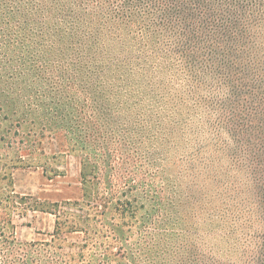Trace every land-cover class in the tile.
I'll list each match as a JSON object with an SVG mask.
<instances>
[{
  "label": "rangeland",
  "instance_id": "obj_1",
  "mask_svg": "<svg viewBox=\"0 0 264 264\" xmlns=\"http://www.w3.org/2000/svg\"><path fill=\"white\" fill-rule=\"evenodd\" d=\"M203 1L215 20L202 19L189 41L179 18L150 0H23L25 44L31 37L48 55L34 86L73 100L72 118L75 101L90 114L96 98L110 119L75 153V134L32 106L0 60V226L29 264H104L146 232L145 264H264V137L251 130L264 98V0H236L246 1L240 10ZM232 21L244 38L220 47L218 26ZM53 27L73 38L57 56L46 52ZM83 160L99 166L90 184ZM105 179L119 189L114 202L124 192L135 200V213L104 210Z\"/></svg>",
  "mask_w": 264,
  "mask_h": 264
},
{
  "label": "trees",
  "instance_id": "obj_2",
  "mask_svg": "<svg viewBox=\"0 0 264 264\" xmlns=\"http://www.w3.org/2000/svg\"><path fill=\"white\" fill-rule=\"evenodd\" d=\"M10 1L12 5H17L16 8L12 9L13 11L9 10L11 7L9 5V0H0V60L6 67H13L15 71L20 75L23 85L21 90L28 98L32 106H34L36 109L41 110L43 115H53L55 119L53 122L57 124V126H59L61 130L68 131L72 136H74L75 134V153H78L76 151V146L78 148L79 145L80 147L85 149L84 143L91 142L90 138L91 136H94V132L92 130H97L101 126L100 124L103 121V116L99 103L96 98L90 99L92 104L95 105V109L92 108V110L89 111L90 114H88V110L85 105L87 101H75V118H72L71 116L74 111L73 100H69L67 96H65V94L61 95L59 99H56L58 96L55 95L54 92L43 94V92L39 88L34 86V84L38 83V81L41 79V75L43 72V70L38 66V63H45L48 55L45 54V59L40 56V42H31V37L29 42L30 45L27 46L25 44L26 40L28 39L27 31L24 29L25 22H18L17 20L19 17L28 20L27 15L24 14L22 10L23 0ZM150 2L157 7H160L163 15L167 19L174 18L175 16L179 18V21H181L185 25V37L189 41L191 40V37L193 39L196 38L195 33L200 30V24L203 25L204 23L201 22L202 19H204L205 25H207L209 22L211 24L212 21L215 20L213 16L207 15L208 5H206V2H204L203 0H150ZM244 3H246V1L243 3L239 2L238 4L236 0H234V4L236 5V7H238L237 10H240L239 8L242 7L244 8ZM233 22L234 21L228 23L226 25V28L218 26V30L223 31L224 33L223 35H221V38H216L214 42L217 43L220 41V47H222L221 40L224 41V38H227L229 41H239L244 38L243 33L238 34L239 31L236 29V24H234ZM32 23H34V21H32ZM14 34L22 41V43L14 41ZM46 40L51 42V47L46 52H49V54H51L52 56H57L61 52L60 47L62 45L67 44V46L69 47L71 43H73V38L71 35H69L65 30L59 32L56 27H53L51 29V32L46 37ZM87 96L90 97V94L86 95V97ZM45 99H48L50 101V104H47ZM51 106L53 108L50 111L48 108H51ZM256 111L257 112L251 120L253 124V126H251V130H253L257 136L264 137V98L259 101V105L257 106ZM13 114H15V112H13ZM104 116H106V114H104ZM70 117L71 119H69ZM107 120L108 121L106 123L103 121L104 126L110 121V119L108 118ZM246 120L247 117L243 119L242 117L238 116L237 118V121L239 122V124H241L243 129H245V127L247 126L245 123ZM16 122V126L20 128L22 126V123L18 121ZM74 126L75 129L73 128ZM2 139L5 140L6 138ZM39 145H41V143H39ZM32 151L33 153L35 152V150ZM82 165L83 168L81 171V182L83 184H90L91 182L89 180V177H98L99 166L96 164H91L88 167V164L85 160H83ZM103 184L105 185V187L106 185H108L109 192L107 194L111 196V199L105 196L99 198V202H101L104 210L107 209L109 211L110 205H113L114 203L115 207L113 210H116V212H121L123 214L126 212H136L137 206L134 204L135 200H130V198L127 197L126 192L123 191L124 193L121 196L122 198L126 197L124 200H117L114 202L113 197L115 191H119V189L116 188L115 185H112L110 181H106V179L103 181ZM120 193L118 195H120ZM155 207H160V203L156 202ZM96 210L97 212H99V209L96 208ZM86 221L87 218L83 220V223H85ZM145 226L146 223L145 225H143V227ZM85 229L86 234H88L89 225H86ZM112 232H118V230L115 231L114 224L112 227ZM160 233L167 236V234L164 232H158V235H160ZM148 234L149 233L146 232L143 235V238L138 243L139 246L135 244V247H129L128 244H125L119 248L117 254L118 258L116 256V260L111 259L112 257H115V255L113 256L111 253L105 258V262L103 263L136 264L137 262H139L137 264H145V261L140 262V260H138L142 259L141 257L143 256L144 258L148 259V261H151V257L149 256V254L152 253L151 251L147 250V247H149L148 241L151 239ZM0 238L6 241L5 247H2V250H0V264H2V255L11 258L10 262L4 264H29L30 261L28 260L29 258L27 254L22 253L21 251H19V249L16 248L14 240L11 239L12 241H9L10 238H7L5 236L1 226ZM92 242L94 243V241ZM111 243L112 239L109 241V250L111 249ZM153 262L155 261H152L151 264H157V262Z\"/></svg>",
  "mask_w": 264,
  "mask_h": 264
}]
</instances>
